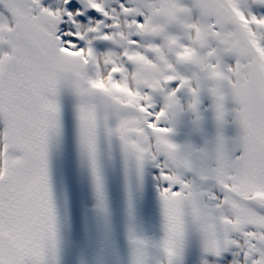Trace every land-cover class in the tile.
Returning <instances> with one entry per match:
<instances>
[{
    "label": "snow or ice",
    "instance_id": "obj_1",
    "mask_svg": "<svg viewBox=\"0 0 264 264\" xmlns=\"http://www.w3.org/2000/svg\"><path fill=\"white\" fill-rule=\"evenodd\" d=\"M0 264H264V0H0Z\"/></svg>",
    "mask_w": 264,
    "mask_h": 264
}]
</instances>
